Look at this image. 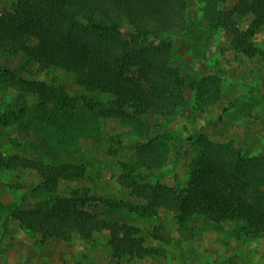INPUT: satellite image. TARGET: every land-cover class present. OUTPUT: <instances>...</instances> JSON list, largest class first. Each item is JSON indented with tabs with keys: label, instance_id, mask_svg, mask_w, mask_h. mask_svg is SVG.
<instances>
[{
	"label": "trees",
	"instance_id": "trees-1",
	"mask_svg": "<svg viewBox=\"0 0 264 264\" xmlns=\"http://www.w3.org/2000/svg\"><path fill=\"white\" fill-rule=\"evenodd\" d=\"M194 1L203 4L211 26L223 28L236 49L247 56L259 53L253 38L264 29V0H233L229 6L226 0ZM5 2L11 7L0 10V55L24 60L20 65L0 64V90L14 88L35 94L38 100L31 106L13 102L0 107V141L8 140L0 143V168H31L39 182L19 185L23 192L18 202L8 206L0 200L2 234L9 230L11 217L41 235L43 242L74 237L95 241L105 234L106 245L119 258L167 257L173 232L205 216L213 218L217 227L231 223L237 237L264 234V150L247 152L233 141L199 132L186 185L148 183L140 177L144 170L165 165L171 151L170 134L156 131L161 123L152 121L150 114L173 116L187 105L191 91L201 109L221 98L219 75L188 83L172 64V36L189 26L190 0ZM243 17L249 23L241 29ZM53 68L72 73L76 88L84 93L36 76ZM101 117L119 119L140 137L120 173L138 202L111 197L92 202L88 189L65 187L66 181L86 177L84 164L16 150L22 135L40 127L45 154L76 152L84 135L102 130ZM102 206L146 214L157 223L143 232L135 222L109 217ZM163 210L172 214L176 227L168 225Z\"/></svg>",
	"mask_w": 264,
	"mask_h": 264
},
{
	"label": "rangeland",
	"instance_id": "rangeland-1",
	"mask_svg": "<svg viewBox=\"0 0 264 264\" xmlns=\"http://www.w3.org/2000/svg\"><path fill=\"white\" fill-rule=\"evenodd\" d=\"M232 2L226 0L225 4L229 6ZM202 5L190 0L189 26L172 36L175 41L172 64L180 69L188 83L208 75H219L222 78L221 98L201 109L195 100V92L191 91L187 105L173 116L149 115L152 121L161 123L155 127L156 131L170 134L171 151L168 161L160 169L142 170L140 177L144 182L186 185L188 164L197 152L199 132L215 140L233 141L236 147L247 152L264 150V29L253 38L259 53L247 56L233 46L231 37L223 28L211 26ZM4 7L10 8L11 5L0 0V10ZM248 23L243 17L239 26L243 29ZM23 60L0 55L2 65H20ZM36 76L56 85H65L70 92L84 93L76 88L74 75L68 71L46 69L38 71ZM37 100L35 94L22 93L14 88L0 90V107L10 106L13 102L31 106ZM220 116L215 124L209 123V120H217ZM100 122L102 130L96 132L94 129L91 135H84L76 152L45 154L41 143L44 131L40 127L33 128L29 135H22V144L16 150L39 158L84 164L86 177L66 181L65 187L88 189L92 202L105 201L109 197L138 202L139 198L131 195L122 183L120 173L122 162L130 161L140 137L115 117H101ZM199 128L201 130L197 131ZM6 141L5 137L0 143ZM38 182L39 176L31 168H0V200L8 206L18 202L23 192L19 185L30 186ZM102 210L111 218L137 223L143 232L153 229L157 223L155 217L144 216L146 214L103 206ZM161 215L166 217L168 225L176 227L170 212L163 210ZM183 228L181 232H173L174 239L168 245L167 257L119 258L106 245L105 234L95 241L74 237L69 241L50 239L43 242L41 235L24 228L11 217L7 233L0 232V264H264V234L237 237L231 223L217 227L215 220L207 216L191 219ZM152 244L160 246L158 242Z\"/></svg>",
	"mask_w": 264,
	"mask_h": 264
}]
</instances>
